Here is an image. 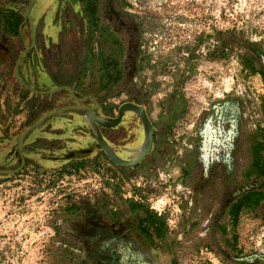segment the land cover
Masks as SVG:
<instances>
[{"label": "rangeland", "instance_id": "rangeland-1", "mask_svg": "<svg viewBox=\"0 0 264 264\" xmlns=\"http://www.w3.org/2000/svg\"><path fill=\"white\" fill-rule=\"evenodd\" d=\"M126 4L121 19L103 20L112 21L122 42V79L106 89L75 0L18 5L27 25L0 48V264H170L174 256L179 264H264V203L235 229L228 213L244 191L264 190L262 177L241 176L251 164L249 133L264 121V80L242 70L247 56L264 64V0ZM114 6L124 11L122 3ZM95 42L110 53L105 39ZM97 102L117 105L114 116L92 112L113 123L98 126L105 141L133 156L147 143L144 159L116 163L106 152L100 170H61L104 150L91 124L80 126L83 104L98 109ZM114 164L130 167L115 168L123 195H143L167 215L173 252L140 244L125 222L111 223L105 214H70L69 203L95 205L113 195L105 187L112 174L101 173ZM184 167L191 169L186 178ZM109 199L126 209L115 194Z\"/></svg>", "mask_w": 264, "mask_h": 264}, {"label": "trees", "instance_id": "trees-1", "mask_svg": "<svg viewBox=\"0 0 264 264\" xmlns=\"http://www.w3.org/2000/svg\"><path fill=\"white\" fill-rule=\"evenodd\" d=\"M89 11V6L87 7ZM25 18L18 12H13L0 9V26L8 30L13 35H18L21 26L24 23ZM88 28H89V36L87 42V49L90 50L89 57L94 60L95 53L92 56V52H94V43L96 38V30H100L102 33L103 39H105L111 45V51L109 54L106 53L103 46L100 45L98 47V59L101 63V69L103 70L102 78H106L107 82L103 84L104 88H108L110 85L117 84L120 82L123 76L122 68L120 67L121 61L120 56L117 53L116 48L120 45V42L116 34H109L107 27H101L99 25V20L96 21L93 18L88 19ZM87 70V69H86ZM84 69V71H86ZM242 70L246 74L256 75L257 73L262 74L264 79V66H256L253 58H247L243 61ZM117 105L111 103L110 109L107 108V105H103V109L107 115L114 116V109ZM177 114H173L170 117V121L168 125L171 127L175 124L177 119ZM168 118V117H167ZM261 134H258L260 139L255 143L254 147H252V153L254 155V162L250 164L242 173L241 176L244 175L247 178H251L253 175H258L264 179V161L259 158L258 152L264 153V127H260ZM168 131L163 132L166 134ZM165 136V135H164ZM158 143V141H157ZM103 153H99L93 158H84L74 162L73 165L69 164L65 166L63 169L70 174L73 172L80 173L84 169H87L90 165L95 167L96 170H100L102 167V157ZM113 164V163H112ZM70 168V169H68ZM115 168L120 171L127 172L129 170L128 167L121 166L117 167V165H113V167L105 168L106 174L101 173L103 176L107 174H112V176L106 180L105 187L110 188L112 194L121 198L127 205V212L131 215L133 220V224L131 228L137 235L139 236L141 241L147 242L150 246L159 250H169L173 252V240L171 239V227L169 224L168 217L165 213H159V211L155 208H152L147 202L146 198L141 195L139 198L137 196L126 197L120 192V186L123 179L119 176V173ZM191 173V169L189 167L183 168V176L185 178L189 176ZM129 176V174L127 175ZM138 189V188H137ZM109 192V191H108ZM120 192V193H119ZM113 195L104 194L102 197V202H95V205L91 202H83V207H80L77 203H69L68 211L72 214L74 213H87V214H95L98 213L99 210L105 209L106 213H109L113 218H117L121 213L120 209L110 210L108 209L109 198ZM264 203V190L261 189H252L247 190L241 193L239 197L230 204L229 207V216L232 220V225L230 226L232 229H235L239 224V219L244 214H249L257 210ZM229 227V228H230ZM227 228V227H226ZM238 234L236 231L232 233V247L237 246ZM171 264H179L178 258L173 257Z\"/></svg>", "mask_w": 264, "mask_h": 264}, {"label": "flooded vegetation", "instance_id": "flooded-vegetation-1", "mask_svg": "<svg viewBox=\"0 0 264 264\" xmlns=\"http://www.w3.org/2000/svg\"><path fill=\"white\" fill-rule=\"evenodd\" d=\"M31 1L32 0H0V9H5V10H8V11H11V13H12V11L13 12H18L25 18L24 23L21 26L18 35H13L8 30H6L2 26H0V48L2 46H4V45H8V40L9 39L18 38V37L22 36L24 27L27 25V15H26V11L23 13L21 10H19L18 5L21 4V5L28 6V5L31 4ZM126 1L127 0H75V3L79 7V11H78L79 13L78 14L81 15L85 19V21H87V23H88V19L89 18H93L95 21L98 19L99 20V25L101 27H107L109 34H116L118 39H119V41H120V38H119V33L120 32L118 31L117 28H115V27L113 28L112 21L107 23V22H104L103 20L108 15H111V16H113L116 19H121L122 15L124 13H126V11H128V9H126V7H128V4H126ZM119 3L123 4V10L124 11H122V12L121 11H117L116 10L117 7L114 6V5L118 6ZM88 6H89V11L87 10ZM34 12L37 15L39 14V12H36V8H35ZM123 18L125 20L126 17L124 16ZM34 19H35V17H33V16L30 17V21L33 22ZM126 23H127L126 21H123V24L121 25V27H123V29L128 31ZM39 29H42V28H39ZM34 35L35 36L37 35V27L35 29ZM88 35H89V28H88ZM95 35H96V37H100L102 39L104 38V37H102V33H101L100 30H96V34ZM121 44H122V42H120V45L118 47H120ZM100 45H101V43L95 42L94 43V51H95L96 48L98 50V47H100ZM250 57L251 56H247L246 59L247 58L249 59ZM251 58H253V57H251ZM254 63L256 64L255 59H254ZM256 66H257V64H256ZM263 66H264V64H263ZM258 74L263 79L262 74L257 73L256 75H258ZM252 76H255V75H252ZM96 104H97L96 106L98 107V109L97 108L92 109V107H95V105L88 106V105L83 104L84 107H85L84 111H86V114L85 113H80L81 119H82V122H83L80 126H81V129H85V128L89 127V124H91V127L93 128V131H95L97 137L101 141L102 146L104 147V150L101 149V151L99 153L100 154L101 153L106 154V152H107V154H110V156H111L110 159L113 160V161L115 159L116 161H114V162H116V163L118 161L119 162H123V163H125V162H135V161L141 159L143 157V153L145 151V146H147V143L144 146V148L139 152V155L133 156V154L135 152L131 151V149L125 148V149L120 150L118 148L116 149L115 147L112 148L110 146V144L105 141V139H104L105 137L103 136L102 132L100 131V128L98 127L100 125L101 126L103 125L100 121H104V119L102 117H98L96 115H93L92 112L94 113V112L100 110L101 111V115L106 116V117H109L110 115H107L105 113L102 104H100L99 102H97ZM259 106H260V113L264 116V94L260 98ZM138 113L141 115L142 118L145 117V115L142 114L140 109H138ZM92 121H96V123H94ZM95 125H96V127H95ZM140 125H141V127L139 128L140 129V135L142 134L141 138L144 141V139H145V129H144V126L142 124H140ZM260 127L261 128L264 127V121L258 120V123L255 124L254 129L252 131H250V133H249V138L251 139V141H250L251 142L250 143V150H249L250 155H251V160H250L251 164H253L254 158H255L251 149H252V147H254L255 143L260 139V137L258 135V134H261ZM91 136L93 137V135H91ZM93 139H94V137H93ZM150 141H149L148 144H150ZM153 143H154V141H153ZM142 151H143V153H142ZM99 153H96L94 156H96ZM258 153H259V158L262 161H264V153L261 152V151L258 152ZM84 158H86V157L75 159L71 164H73L74 162H77L78 160L84 159ZM143 159L144 158H142V160ZM65 164L66 163H62L60 165H65ZM60 165H57V167H60ZM125 167H128L130 169V167L128 165H125ZM61 170H64V169L62 168ZM111 201H112V203H109L108 209L117 210V208H119L120 211H121V213L118 215L117 218H113L109 213H106L105 209L104 210L101 209V210H99L98 213H95V214H87V213H84V212L74 213V217L84 216V217H86L88 219L94 220V219H97L98 218L97 216H99L100 214H105L106 217H107L106 219H108L109 222H111V223H123V222H125V231H127L130 235H132L135 238V240L138 241L140 244L147 245L149 248L153 249L154 251H169V250L155 249L152 246H150L147 242L141 241L139 236L137 235V233H135L133 231V229L131 228V226L133 224V220L131 218V215L127 212V208L128 207H127L126 203L124 201H122V204L124 206H126V209L124 210L123 206H120L118 204L116 205L115 200H111ZM150 206L152 208L156 209V207H154L153 205H150ZM159 213H162V212L159 211ZM70 214H72V213L70 212ZM169 252H171V251H169ZM172 259H171V261H172ZM170 264H171V262H170Z\"/></svg>", "mask_w": 264, "mask_h": 264}, {"label": "water", "instance_id": "water-1", "mask_svg": "<svg viewBox=\"0 0 264 264\" xmlns=\"http://www.w3.org/2000/svg\"><path fill=\"white\" fill-rule=\"evenodd\" d=\"M144 119H145V122L146 123H148V120L146 119V117H144ZM115 121H117V119L115 120ZM103 125H105V124H113L112 122H106V121H100Z\"/></svg>", "mask_w": 264, "mask_h": 264}, {"label": "bare ground", "instance_id": "bare-ground-1", "mask_svg": "<svg viewBox=\"0 0 264 264\" xmlns=\"http://www.w3.org/2000/svg\"><path fill=\"white\" fill-rule=\"evenodd\" d=\"M149 142V141H148Z\"/></svg>", "mask_w": 264, "mask_h": 264}]
</instances>
